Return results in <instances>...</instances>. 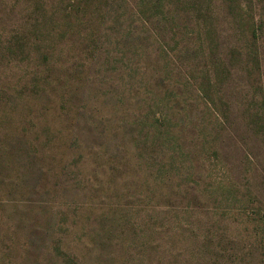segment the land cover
Instances as JSON below:
<instances>
[{
	"label": "rangeland",
	"instance_id": "374dc122",
	"mask_svg": "<svg viewBox=\"0 0 264 264\" xmlns=\"http://www.w3.org/2000/svg\"><path fill=\"white\" fill-rule=\"evenodd\" d=\"M0 264H264V0H0Z\"/></svg>",
	"mask_w": 264,
	"mask_h": 264
}]
</instances>
